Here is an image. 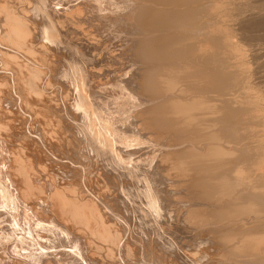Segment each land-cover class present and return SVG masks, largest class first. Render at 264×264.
I'll use <instances>...</instances> for the list:
<instances>
[{
    "label": "rangeland",
    "instance_id": "1",
    "mask_svg": "<svg viewBox=\"0 0 264 264\" xmlns=\"http://www.w3.org/2000/svg\"><path fill=\"white\" fill-rule=\"evenodd\" d=\"M65 1L69 2L70 0H56V1L55 0H20V1L0 0V37H1L0 39V43H1L0 44V86H1L0 87L1 90L0 91V99H1L0 100V139H1L0 140V174L3 173L2 175H0V264H46V263L47 264H59V263L60 264H84V263L85 264H119V263L120 264H124V263L125 264H235L236 263L237 264V260L233 257V254H235V256H237L238 258L245 257L246 254L244 253V255L243 254L238 255L237 253H233V249L235 247L238 248L237 246L242 245V243H240L242 241L240 240L241 239L240 237H242L243 235L245 234L247 235L254 231L256 232V234L257 233L260 234V231L263 233L264 224H261V221L264 219V214H263L264 210H262L260 214L259 212H256L253 214H243L239 216L232 215L233 217L229 215L231 217L228 216L229 218L227 217L225 219L226 222L231 226V229H229L228 234L226 233L224 234V238L227 239L229 242L226 244L219 241L216 242L217 240L216 234H214L213 231H215V229L217 228H220V225L216 224V222L218 223V221L215 222L213 220V222L210 221L209 223H203L202 221L199 222L200 218L196 217V215L192 214L190 211L191 209L196 208L197 206L200 207L199 205L200 202H198V200H195L193 198L194 196L193 192L195 188L190 186L189 179L191 178L192 175H194V172H191L192 171L191 168L188 167L189 169H187V167H185L188 166L185 163L187 162V159L186 161L182 159H184L183 157H187V156H181L182 157L181 159L176 157V154L185 147L192 149L195 148L194 151L196 152V155L199 156L200 154L199 157L204 158L207 155L208 151L212 149L213 147L212 144L215 145L217 143L219 144V145L217 144L218 146H223V148L225 147L224 148L225 150L233 149L234 146H239L246 148V150L249 151L251 150L253 153H256L254 152L255 150L259 153L261 152L264 153V121H263L264 119V104H263L264 103V13L254 12L250 14V12L248 11L250 10L253 4L254 5L257 4V6H259L260 9L261 6H263L262 8L264 10V0H260V1L259 0H221V1L215 0V2L213 0H195V1L189 0L190 4L189 2H187L188 7H186L187 6L186 3L183 4L182 1L178 2L174 0H170L163 3L164 6L163 4H155L157 9H161L163 7H165L164 9H172V8L175 9V7L176 9L180 8L179 11H181L182 9L181 11L182 15H188L189 12L191 13L198 10L199 11L203 10V11H201V13H198V16L200 18L198 17L199 19L197 18V20L195 21L196 25H193L195 24V22L192 24V26L187 25L189 30L185 28L186 26L183 27L182 29L180 27H176L178 28L176 29L175 26H170V25H167L168 29L165 30L167 27L163 25L165 29L162 28L163 26H160L162 29L159 30V28H157L158 30L156 29L154 31V34H161V33L164 34L167 33V31L170 32V31L178 30L180 32H184L183 35H185L187 31H195L194 33L198 34L196 35L197 38L198 37H199L198 39L201 38L200 42L202 41L205 42L206 40H208L207 37H209L210 35V33L207 35V33L209 32L207 28L209 26L212 27V25H214L213 27H218V25L219 26L222 25L224 26L225 29L227 27L228 30L231 28L229 32L231 33L232 41H236V44H238L239 49L241 51L238 53L234 52L231 55H229L228 58L230 57L232 58V60L229 58L230 60L223 62V64H221L222 61L221 62L216 61L215 63V68L219 66L220 67L224 66L226 67V69L231 68L230 71L232 72V69L234 67L235 68V70H233L234 72L239 71L237 82H235L233 85H226V86L223 83H220V85L217 84L218 85L217 87L216 85H213L211 86L212 89L210 88V91H206V93H208L209 97L211 98L209 99V101L210 104L213 105V107L221 105L222 104L221 100H224L223 102L228 101L229 103H233L237 106L244 107L246 109V113L244 114L245 116H239L237 118L228 117L229 119L227 118L228 120L227 124L221 126L220 123H218V121L216 122V120L214 119L211 120L213 115L211 114L212 113L211 111L212 109H210L212 108L210 107L211 105L209 106V108H207L208 112L209 110L211 112H209L208 114L206 113V115L204 111L206 112L207 109H205L206 107L203 108L204 106L201 107L202 109H205L203 111L202 109H199L198 112L197 111L198 109L195 108L196 111L193 109L195 113L193 112V110L192 111L190 110L191 112H188V114L187 112H183L185 116L182 112H180L179 114L177 112L176 114L179 117L176 115L175 118L178 119L179 122L177 123L178 126L179 125L181 126V124H183L182 125L183 128H186L187 126L188 127L195 126L196 128H198L199 125L198 128L199 133L193 134L191 135V137L184 138L185 140L177 139L175 137L174 129L171 130L163 129L160 131L156 130L157 133L155 130L147 129L144 127L145 122L139 119L142 116H144V115H141V117L138 116L139 113L142 112L144 109H146L147 104H150L152 100L149 101L145 99L146 101L145 102L144 99L141 98L143 97L142 96L143 93H142V89L139 88V80L141 79L143 73L141 70L142 64L136 63L135 57L133 55L134 49L137 48L135 41L138 38L144 37V35L145 37H147L148 35L147 32L145 33L139 32L138 27L135 24L131 23L130 19L128 20V16H129L128 14H130L128 13V10L131 11V9L135 7V4L133 3L125 4L123 0H117V1L97 0V2L96 0L92 2L91 0L89 1L83 0L84 3H82L83 1L80 2V0L79 1L75 0L76 2L73 1L74 4L72 3V1L69 2V5L73 4L70 7ZM85 2L86 4L87 3L90 4L89 2H91V4L94 7L95 4H97L96 7H99L97 8L98 13H100L99 15H102L104 18L103 19L102 18L99 19L98 17L89 18V16L92 15L93 10L87 8L85 6L86 5ZM134 2L136 3V0H134ZM138 2H140V0ZM168 2L169 3L171 2L173 6L171 5V3L169 4ZM191 2L193 3L196 2V3L191 4ZM220 3H222L221 4L222 6L220 5L219 8L218 6H216L215 7L216 9H214L215 11L213 10L211 14H209L210 12L208 13L207 11L205 13L204 8L207 6L206 4L208 5L210 4L209 6L211 7L212 6L211 4L219 5ZM80 5H81V9H80ZM201 5L202 6L205 5V6L200 7ZM223 5L226 6H224V8L222 9ZM167 6H171L172 8L170 7L167 8ZM54 7L56 11L57 10L59 11V14L55 12ZM73 7L75 9L78 8V10L77 9L76 11L75 9L73 10ZM116 7L119 10L117 9L115 10L114 8ZM197 7L198 9H196ZM194 8L196 10L191 11V9ZM21 9L23 12L21 11ZM66 9H69L67 10L68 12L64 11ZM79 9L82 11L85 9V11L83 12L81 11L82 12L81 13ZM86 10H88L87 11L88 13L86 12ZM243 10L245 11V14L239 16L238 13ZM13 11L15 12L16 15L18 14L17 16H19V18L21 16V18L18 19L17 21L23 22L25 24L27 23L28 24V25L26 24L27 27H25L23 23L21 27L19 25L20 23L17 26H12V27L10 26V25H14L12 24L13 19L11 20V18H6V16L7 14H11V12L14 13ZM69 11L75 12V14L76 13L82 14L81 16L84 17L81 18L80 15L78 17V15L77 14L75 15L74 13H73L74 14L73 17L72 12L70 13ZM77 11L80 13H78ZM126 11H127V15L126 13H124ZM222 11L225 12L223 13ZM184 12H186V14ZM202 12H204V14H202ZM67 13L69 14V16L70 14H72L71 19L69 18ZM86 13L91 15L85 16ZM117 14H119L120 16ZM201 14L204 17H201L202 16ZM108 16L115 17V22L112 21L111 19L109 20ZM121 16L127 19L125 20L124 18H122V20H119ZM75 18L77 21L75 20ZM204 18L205 20H203ZM72 19H74V21ZM67 21L68 23L65 24V22ZM82 22H84L85 27L82 25L84 27L83 28L81 25H79L80 26L79 28L78 23L83 24ZM88 23L90 26L88 25ZM43 26L45 28H43ZM72 26H74V28ZM205 26L207 27L205 28ZM222 26L221 28H223ZM13 27H16L17 32L13 30ZM9 28L10 30L8 31ZM22 28L24 29L25 32L23 30H20ZM18 29L20 31V36L18 34L19 33ZM85 29L87 30V32L85 31ZM21 31L24 33H22ZM12 33L14 34V36H12L13 35ZM205 33L207 36L205 35ZM149 34L152 35L153 33L152 34L149 33ZM21 35L24 36L25 38L22 37ZM18 36L19 39H21L20 40L21 43L25 41V43H22L23 46L18 45L20 44L19 42H17L16 39L18 38ZM11 37L12 39H10ZM26 37H29L27 38L28 40L26 39ZM13 38L15 39L14 41H16L14 42L15 44L12 41ZM202 39H205V41ZM212 39L213 37L211 38V40ZM26 43L28 44L26 45ZM10 44L13 49H11ZM6 53L8 54V56ZM239 53L242 55H240ZM34 54L36 55V57ZM9 55L12 57H10ZM28 55H30V58ZM209 56H206V58L204 59L209 60L211 58L212 59L215 58L213 55L211 57ZM238 56L240 58H238ZM32 57L34 58V60ZM4 59L6 61L3 62ZM239 61H241V63L242 62L244 63L241 64ZM17 62L19 63L18 65ZM39 62L41 65L39 64ZM3 63L5 64L3 65ZM243 65L245 69L248 68L247 69L248 71L246 70L248 73L245 71V69H243L244 68L242 67ZM15 66H18L19 68L18 67L17 68L21 70L18 71V69ZM23 66L26 69L23 68ZM236 67H240L238 68L239 70L236 69ZM243 71L246 72L245 76L243 74L244 73ZM31 72H32L31 75L32 77H29L28 75L31 74ZM70 77L72 80L70 79ZM33 79L37 81H33ZM130 79L132 80V82L129 81ZM169 82H171V86L168 85ZM178 82L179 81H177V85H179L180 87L176 86V82L172 83V81H168L167 87H169L170 90H168L167 94H172L171 91H175L176 89L177 91H180L182 89L181 85L182 87H184L185 84H187L185 87H188V83H186L185 81L182 82L180 80V82L179 83ZM31 83H33L34 85L32 84L33 86H31ZM94 83H96L97 85ZM35 85H38V87ZM129 85L131 86L133 85V86L131 87ZM214 87L215 90H213ZM178 88L181 89L179 90ZM28 93L32 97L31 99ZM202 93L203 92H199L198 94L202 95ZM65 94L66 95L69 94V95H67L66 97ZM203 94H205V92ZM139 95H141V97ZM211 96L214 98V100ZM217 101L220 102L221 104L219 103L218 105H216ZM28 104H30V107L31 105H33L32 108L34 110L32 108L28 109L29 107ZM25 105L27 108L25 107ZM251 105L252 106L254 105L255 107L254 106L253 107L255 109H257L258 107V110H255L254 108H253L254 110H252L251 109L252 107L250 108ZM248 106L249 108H247ZM259 106H260V110H259ZM30 110H33L32 112L34 113H32ZM200 110L202 111V114L200 113ZM251 110L252 112L254 111L257 114L254 113L252 114ZM248 111L249 113H247ZM256 111H259L260 113ZM192 112L194 114H192ZM189 114L194 115L195 117L190 116ZM215 114H218V112L217 111L216 113L214 112V115ZM203 115L206 117H203ZM208 115H210L211 117ZM131 119L132 121H129ZM60 120L61 123H59ZM87 121L88 123L86 124ZM183 122L184 123L188 122L189 125H186L185 127V124ZM135 123L136 125L132 126V124ZM139 123H141V126ZM230 125L232 127H230ZM82 126L85 127L83 128ZM255 126L258 127V130H256L257 128L254 129ZM86 127H89L87 130L88 132H91L92 130L96 129V131H92V132L93 133L97 132L98 134L94 133L95 134L94 135L92 132L91 134L93 135H90L89 133L86 134L85 132L87 129ZM131 127L134 129H132ZM200 127H202V129ZM219 127L221 129L227 128V130H231V128L233 129V127L234 128L239 127L240 130L239 132L243 136L241 137V134H239L240 136L237 138V134H236L235 138L237 139H235V141L233 142H229L227 139L229 140H234V139H232L228 134H226L227 138L224 136L222 139L221 137L223 135L220 134L221 131L219 130L220 129ZM250 129L252 131H250ZM51 131L53 132L51 133ZM41 133L42 134L44 133L45 135L44 134L42 135ZM208 133L210 134L212 133L211 134L212 139L210 141L212 143L208 141L209 140L208 137L210 135ZM214 134L221 136H219L220 137L219 138ZM194 135L195 136L197 135L196 136L198 137L197 140L190 139V138H196ZM204 135L206 137L203 140ZM88 136L89 139L94 138L96 140L92 141L90 139L89 141ZM201 137L202 140L200 139ZM175 138H176V142L174 140ZM99 139H101L100 142ZM177 142L179 145L181 144L183 146L180 145L179 147V145L176 144ZM96 143L97 144L100 143V146L99 145L97 146ZM193 144L194 147H192ZM200 147H204L205 148L204 150H207L206 153L204 150H202V148L200 149ZM220 150L223 151L222 148ZM15 151L19 153V155ZM13 153L14 155H12ZM17 155L20 156L21 158L20 157L18 158ZM12 159L14 161L13 165H12ZM15 159H22L23 161L22 160H18V161L25 162L26 164L25 163L20 164L21 162L17 163L18 162L17 160H16L17 162L15 163ZM210 160H213V158L207 159V161ZM31 161L32 163H30ZM180 162L181 163L183 162V165ZM27 163L28 165L32 164L35 170H33V168L30 166L28 167ZM20 165H23V167H21ZM181 165L184 167H182ZM223 165L227 166V163ZM223 165L220 164V166ZM42 166H43V170L40 169ZM10 167L12 168V171H9ZM259 167H260L259 170L262 171V174H264V162ZM23 168L25 170L26 169L28 170L29 174L28 173L27 174L31 178V185H29L30 183L27 182L25 186V180L28 181L29 178L27 179L26 171H25L26 175L23 173L24 171ZM217 168H219V166ZM21 169H23V171ZM7 170L9 171V173ZM30 170H33V172ZM259 170L257 169L258 172ZM29 171L32 174L36 171L37 172L36 175L34 174V177H32L33 175ZM22 173L25 175L24 177H26V179L23 177ZM263 177L264 176H262V178ZM55 180L56 183L54 182ZM32 183H34V185ZM28 185L29 187L36 188V189H32V188L29 189L31 191L30 195H29L30 191L27 190ZM39 187L41 188L40 190L43 191L42 192L40 191V193L37 194L35 190L39 189ZM56 187H58L56 191H58V189L61 190L58 191L59 193L60 192L62 193V191L64 193V191H66L67 189L69 188L71 189V191H69L70 190L69 189L67 190L68 192H65L64 194L62 193L63 198L68 196L70 199L68 200L67 197V199L65 198V200L69 202L70 201L73 202V203L66 202L65 205H62L63 208L65 206V209H63V211H62V207H59L60 204L59 206L56 207L53 206L55 204L60 203L58 200H56L58 195L56 196L55 194H53L54 192H56L54 191ZM63 188H65V190H62ZM24 189L25 191L27 190V193L24 191ZM31 189L34 191L32 192ZM21 191L24 192L25 195H28L26 198L24 197V199L26 200L20 199L22 196ZM149 192L152 193V196H150ZM69 193L71 194L69 195ZM13 194L15 195L17 194L18 198ZM51 194H53L52 197H50ZM54 196L56 198H54ZM14 198H16V200L19 199L18 201L19 204H21V202L23 201H27L25 202L26 204L24 202L21 204V206L23 204L26 205L23 206L25 210L23 209V207L19 206V204ZM27 198L29 200H27ZM52 198L53 200L54 199L55 200L52 201ZM73 198L77 200L74 201L72 200ZM46 201L48 202L46 203ZM53 202L56 203L54 204ZM74 202L76 203L77 206L76 205L74 206L72 205L73 207L70 206V204H75ZM80 202H82V204H84L85 207L81 205ZM93 202L95 203V205ZM185 202L187 203L188 206L186 205ZM66 204H68L71 208H69V206H67ZM182 205L186 207H183ZM79 206H81V208H79ZM92 206L93 207L96 206L97 208L96 207L93 208ZM55 208L57 209L55 210ZM60 208H61V212H63L62 215H60L62 218L59 217V213L61 214L59 210ZM71 209H74L76 211V214L74 210L71 211ZM77 210L79 211V213L82 214V216H80L81 214L77 213L78 212ZM88 211L90 213H88ZM179 212L181 213L180 216H179ZM76 215L80 216L81 218L83 217L82 219L83 220L85 219L86 221L84 220V222H79L81 218L75 217ZM186 215L187 217H185ZM101 216L104 217H102L101 219ZM77 218L78 219L80 218L78 222L80 224L83 223L81 224L83 226L79 225L78 222L76 223ZM193 218L197 219L195 220V223ZM82 219L81 221H83ZM72 220L74 223L72 222ZM91 222L92 224H90ZM230 223H232L233 225ZM237 223L242 224L241 225L242 227L246 225L248 227L247 232L246 231L243 233L239 232L241 231V229H239L238 227L239 225ZM201 226L202 227L204 226V228H202ZM210 227L211 229H209ZM249 227L255 229L253 230ZM256 228L258 230L260 229V231L258 232ZM196 234H198V237ZM233 234L235 235V237L238 234L237 237L239 236L240 239L237 237L236 238L232 237L234 236ZM109 236H112L113 239H111L112 237ZM114 237L116 238V241ZM221 243L223 244L222 246H224L222 247V249H221ZM227 244H229V246ZM227 246L229 247V249ZM233 246L235 247L233 248ZM260 249H261V253H264L263 248L261 247Z\"/></svg>",
    "mask_w": 264,
    "mask_h": 264
},
{
    "label": "bare ground",
    "instance_id": "2",
    "mask_svg": "<svg viewBox=\"0 0 264 264\" xmlns=\"http://www.w3.org/2000/svg\"><path fill=\"white\" fill-rule=\"evenodd\" d=\"M11 1V0H10ZM20 1V0H19ZM56 1V0H55ZM72 1V3H73V1L74 2H76L75 0H70L69 2H71ZM79 1V0H78ZM81 1H83V0H80V2ZM89 1V0H88ZM92 1H95V0H91V2ZM117 1V0H116ZM124 2H125V4L126 3H128V4H135V7H133V9H131V11L130 10H128V13H130V14H128L129 16H128V20L130 19L131 21V23H133V24H135L137 27H138V31L139 32H147L148 33V35H147V37H145V35H144V33H143V35H144V37H142V38H138L136 41H135V44H136V46H137V48L136 49H134V51H133V55H134V57H135V61H136V63H140V64H142V76H141V79L139 80V88L140 89H142V93H143V97H141V95H139L142 99H144V101H145V99L146 100H152L151 101V103L150 104H147V108L146 109H144L142 112H140L139 113V115L138 116H140L141 117V115H144V116H142L141 118H139L141 121H143V122H145V124H144V127L145 128H147V129H151V130H158V131H160V130H163V129H168V130H171V129H174L175 130V137L177 138V139H179V140H185L184 138H187V137H191V135H193V134H196V133H199L198 131V128H199V125H198V128H196L195 126H187L186 127V125H189V123L187 124V123H184L185 124V127L186 128H183V124H181V126L179 125H177V123H179L178 122V119H176L175 118V116L177 115L176 113L178 112V114L180 113V112H187V114H188V112H191L193 109L196 111V109H198L197 111L199 112V109H202L201 107H203V108H205V109H207V108H209V106L211 105L210 104V101H209V99H211L210 97H209V95H208V93H206V91H210V88H211V86H213V85H216V87L218 86V85H220V83H223L225 86L226 85H233L235 82H237V79H238V76H239V71L238 72H234L233 70H235V68L233 67V69H232V72L230 71V69H226V67H224V66H219V67H216L215 68V63H216V61H222V63L221 64H223V62H225V61H229L230 59L232 60V58H228V56L229 55H231L232 53H234V52H241L240 51V49H239V46H238V44H236V41H232V38H231V33L229 32V30L231 29H225L224 28V26H222L221 24V26L223 27V28H221V26H219L218 25V27H213L214 25H212V27L211 26H209L208 28H207V30H209V32L207 33V35L210 33V35H209V37H207L208 38V40H206L205 41V39H202V40H204L205 42H200L201 40V38L200 39H198L197 38V36L196 35H198V34H195L194 32L195 31H187V33L185 34V35H183V33L184 32H180V31H178V30H176V31H167V33H161V34H154V31L157 29V28H159V30L160 29H162V28H164V26H166L167 27V25H170V26H175V28L176 27H180L181 29L183 28V27H185L187 30H189L188 29V27H187V25H191L192 26V24L197 20V18L199 17L198 16V13H201V11H203V10H198V11H195L196 9H198V7L195 9H191V11L192 10H194L195 12H189V14L188 15H182V13H181V11H182V9H181V11H179V9H176V7H175V9H173L171 6H167V8H172V9H164L165 7H163V8H161V9H157L156 8V6H155V4H163V3H165V2H167V1H170V0H140V2H138L137 0H136V3L134 2V0H123ZM122 1V2H123ZM174 1H178V2H181L182 1V3L184 4V3H186V5H187V2H189V0H174ZM193 1V0H192ZM195 1V0H194ZM214 2H215V0H213ZM219 1V0H218ZM221 1V0H220ZM260 1V0H259ZM259 1H257V2H259ZM6 2V1H5ZM22 2V1H21ZM51 2V1H50ZM50 2H49V4H50ZM60 2V1H59ZM65 2H67V1H65ZM69 2H67V4L69 5ZM80 2H78V3H80ZM91 2H89L90 4H86V2H85V6L87 7V8H90V10H93L92 11V15L91 14H87L88 12V10H86V15L85 16H87V15H91V16H89V18H104L102 15H99L100 13H98V11H97V8H99V7H96V5L97 4H95V7L91 4ZM96 2H97V0H96ZM123 2V3H124ZM138 2V3H137ZM256 2V3H257ZM4 3V2H3ZM23 3V2H22ZM82 3H84V1L82 2ZM116 3V2H115ZM121 3V2H120ZM169 3V2H168ZM171 3V2H170ZM169 3V4H170ZM193 2H191V4H192ZM196 3V2H195ZM195 3H193V4H195ZM204 3V2H203ZM207 3V2H206ZM209 3V2H208ZM217 3V2H216ZM6 4V3H5ZM4 4V5H5ZM25 4V3H24ZM39 4V3H38ZM53 4V3H52ZM74 4V3H73ZM72 4V5H73ZM75 4H77V3H75ZM104 4V3H103ZM117 4V3H116ZM119 4V3H118ZM167 4V3H166ZM189 4H190V2H189ZM222 3H220L219 5L217 4V5H213V4H211L212 6L210 7L208 4H206L207 6V8L205 7L204 8V11H205V13H206V11L209 13V14H211L212 12H213V10L214 9H216L215 7L216 6H218V8H219V6L221 5ZM224 4H226V3H224ZM240 4V3H239ZM262 4V3H261ZM7 5V4H6ZM29 5V4H28ZM59 5H60V3H59ZM72 5H69L70 7L72 6ZM124 5V4H123ZM171 5H172V3H171ZM198 5V4H197ZM203 5V4H202ZM200 6V7H204V6ZM252 5V4H251ZM39 6V5H38ZM37 6V7H38ZM50 6V5H49ZM54 6V5H53ZM163 6H164V4H163ZM173 6V5H172ZM177 6V5H176ZM181 6V5H180ZM199 6V5H198ZM222 6V5H221ZM224 6H226V5H223V7H222V9L224 8ZM9 7V6H8ZM57 7H59V6H57ZM64 7V6H63ZM63 7H62V9H63ZM77 7H79V6H77ZM101 7V6H100ZM105 7V6H104ZM108 7H110V6H108ZM114 7V6H113ZM122 7V6H121ZM124 7H126V6H124ZM128 7V6H127ZM159 7H162V6H159ZM186 7H188V5L186 6ZM210 7V8H209ZM238 7V6H237ZM263 6H261V9H260V7L259 6H257V4L256 5H252L251 6V8H250V10H248L249 12H250V14H252V13H260V12H263L264 13V10H263V8H262ZM2 8H4V7H2ZM10 8V7H9ZM84 8V7H83ZM86 8V9H87ZM106 8V7H105ZM104 8V9H105ZM185 8V7H184ZM221 8V7H220ZM16 9V8H15ZM15 9H13V10H15ZM19 9V8H18ZM40 9V8H39ZM50 9H51V7H50ZM54 9H55V7H54ZM53 9V10H54ZM60 9V8H59ZM61 9V10H62ZM75 8L73 7V10H74ZM77 10H78V8H76ZM76 9H75V11H76ZM80 9H81V5H80ZM79 9V10H80ZM115 10L117 9V7L116 8H114ZM126 9V8H125ZM187 9V8H186ZM199 9H202V8H199ZM241 9H242V7H241ZM244 9V8H243ZM11 10H12V8H11ZM48 10V9H47ZM67 10H69V9H66V10H64V11H67ZM109 10V9H108ZM113 10V9H112ZM114 10V11H115ZM117 10H119V9H117ZM122 10V9H121ZM120 10V11H121ZM188 10V9H187ZM238 10V9H237ZM247 10V9H246ZM2 11V10H1ZM21 11H22V9H21ZM82 10H80V12H81ZM83 11H85V9L83 10ZM82 11V12H83ZM104 11V10H103ZM111 11V10H110ZM215 11V10H214ZM14 12V11H13ZM23 12V11H22ZM55 12H57L58 14H59V11L57 10L56 11V9H55ZM68 12V11H67ZM70 13L72 12V11H69ZM78 12V11H77ZM80 12H78V13H80ZM81 12V13H82ZM97 12V13H96ZM223 12V11H222ZM225 12V11H224ZM223 12V13H224ZM247 12V11H246ZM5 13V12H4ZM63 13V12H62ZM75 14V12H72V14ZM108 13V12H107ZM110 13V12H109ZM113 13V12H112ZM116 13H117V11H116ZM124 13H126V15H127V11L126 12H124ZM185 14H186V12H184ZM222 13V14H223ZM238 13V12H237ZM22 14V13H21ZM25 14H28V13H25ZM55 14V13H54ZM53 14V15H54ZM65 14H66V12H65ZM64 14V15H65ZM68 14V13H67ZM72 14H70V16H69V14H68V16H69V18L71 19V15ZM74 14L72 15L73 17H74ZM77 14V13H76ZM75 14V15H76ZM102 14V13H101ZM202 14H204V12H202ZM201 14V15H202ZM209 14H208V16H209ZM221 14V13H220ZM226 14V13H225ZM231 14V13H230ZM239 16L240 15H244L245 14V11L243 10V11H240L239 13ZM18 15V14H17ZM16 14H15V12L14 13H12L11 12V14H7V16H6V18H11V20H12V24H14V25H10L11 27L12 26H17L19 23V25H20V27L22 26V23L23 22H18L17 20L18 19H20L21 18V16H20V18H19V16H17ZM50 15V14H49ZM78 15V17H79V15L81 16L82 14H77ZM83 15H84V13H83ZM103 15H104V13H103ZM117 15H119V14H117ZM122 15V14H121ZM124 15V14H123ZM48 16V15H47ZM52 16V15H51ZM67 16V15H66ZM65 16V17H66ZM106 16V15H105ZM120 16V15H119ZM125 16V15H124ZM213 16V15H212ZM219 16H221V15H219ZM224 16V15H223ZM222 16V17H223ZM229 16V15H228ZM37 17V16H36ZM50 17V16H49ZM58 17H59V15H58ZM61 17H62V15H61ZM82 17H84V16H81V18ZM126 17V16H125ZM201 17H204L203 15L201 16ZM206 17V16H205ZM211 17V16H210ZM236 17V16H235ZM48 18V17H47ZM68 18V19H69ZM86 18V17H85ZM88 18V17H87ZM107 18V17H106ZM122 18H124L123 16H121L120 17V19L119 20H122ZM200 18V17H199ZM198 18V19H199ZM240 18V17H239ZM242 18V17H241ZM256 18H258V17H256ZM23 19V18H22ZM59 19V18H58ZM57 19V20H58ZM68 19H66V20H68ZM78 19V18H77ZM108 19L110 20H112V21H114L115 22V17H109L108 16ZM107 19V20H108ZM125 19V18H124ZM127 19V18H126ZM125 19V20H126ZM207 19V18H206ZM52 20V19H51ZM60 20V19H59ZM73 21H74V19H72ZM71 20V21H72ZM75 20H76V18H75ZM82 20V19H81ZM202 20V19H201ZM203 20H205V18L203 19ZM237 20V19H236ZM10 21V20H9ZM20 21V20H19ZM55 21V20H54ZM53 21V22H54ZM61 21H62V19H61ZM77 21V20H76ZM234 21V20H233ZM240 21V20H239ZM242 21V20H241ZM6 22V21H5ZM52 22V23H53ZM60 22V21H59ZM79 22V21H78ZM110 22V21H109ZM128 22V21H127ZM198 22V21H197ZM202 22H205V21H202ZM210 22V21H209ZM30 23V22H29ZM63 23V22H62ZM66 23H68V21L67 22H65V24ZM80 23H81V21H80ZM83 24H79L78 23V26L79 25H83L84 26V22H82ZM94 23V22H93ZM98 23V22H97ZM211 23H213V22H211ZM259 23V22H258ZM24 24V26L25 27H27L26 26V24L25 23H23ZM59 24H61V23H59ZM64 24V23H63ZM63 24H61V25H63ZM71 24H72V22H71ZM209 24V23H208ZM208 24H206V25H208ZM215 24V23H214ZM219 24V23H218ZM239 24H240V22H239ZM4 25V24H3ZM28 25V24H27ZM75 25H77V24H75ZM74 25V26H75ZM88 25H89V23H88ZM91 25H94V24H91ZM134 25V26H135ZM164 25V26H163ZM193 25H196V22H195V24H193ZM56 26V25H55ZM54 26V27H55ZM68 26H69V24H68ZM74 26H72L73 28H74ZM82 26V27H83ZM90 26V25H89ZM160 26H163L162 28L160 27ZM200 26V25H199ZM217 26V25H216ZM227 26V25H226ZM57 27V26H56ZM85 27V26H84ZM83 27V28H84ZM92 27V26H91ZM115 27V26H114ZM190 27V26H189ZM194 27V26H193ZM202 27V26H201ZM201 27H200V29H201ZM204 27V26H203ZM207 26H205V28H206ZM7 28V27H6ZM33 28V27H32ZM43 28H45L44 26H43ZM67 28V27H66ZM79 28H80V26H79ZM86 28H87V26H86ZM90 28V27H89ZM94 28V27H93ZM111 28V27H110ZM171 28V27H170ZM179 28V29H180ZM12 29V28H11ZM36 29V28H35ZM63 29V28H62ZM91 29V28H90ZM89 29V30H90ZM95 29V28H94ZM97 29V28H96ZM107 29V28H106ZM165 29V28H164ZM168 29V27L165 29V30H167ZM174 29V28H173ZM176 29H178V28H176ZM196 29V28H195ZM6 30V29H5ZM10 30V28L8 29V31ZM13 30H15V32H17L16 30V27H13ZM12 30V31H13ZM20 30H23L24 31V29L22 28V29H20ZM78 30V29H77ZM81 30V29H80ZM79 30V31H80ZM83 30V29H82ZM99 30V29H98ZM117 30V29H116ZM158 30V29H157ZM193 30V29H192ZM198 30H199V28H198ZM228 30V31H227ZM12 31H10V32H12ZM18 31H19V29H18ZM28 31V30H27ZM85 31L87 32V30L85 29ZM115 31V30H114ZM118 31V30H117ZM181 31H183V30H181ZM185 31V30H184ZM6 32V31H5ZM14 32V33H15ZM22 32V31H21ZM25 32V31H24ZM24 32H22V33H24ZM76 32V31H75ZM84 32V31H83ZM82 32V33H83ZM86 32H85V34H86ZM157 32H159V31H157ZM161 32V31H160ZM166 32V31H165ZM205 32V31H204ZM21 33V34H22ZM52 33V32H51ZM149 33H153L152 35H150ZM201 33H202V31H201ZM11 34V33H10ZM13 34V33H12ZM17 34V33H16ZM19 36H20V31H19ZM17 34V35H18ZM84 34V33H83ZM88 34H89V32H88ZM87 34V35H88ZM128 34H130V33H128ZM131 34H132V32H131ZM204 34V33H203ZM8 35V34H7ZM24 35V34H23ZM122 35V34H121ZM199 35H200V33H199ZM205 35H206V33H205ZM206 35V36H207ZM12 36H14V34L12 35ZM19 36H18V38H16L17 39V42H19L20 44H18L19 46H23L22 45V43H25V41H23L22 43H21V39H19ZM22 36V35H21ZM82 36V35H81ZM92 36V35H91ZM136 36V35H135ZM138 36H140V35H138ZM10 37V36H9ZM22 37H24V36H22ZM76 37V36H75ZM77 37H79V36H77ZM88 37V36H87ZM200 37H201V35H200ZM213 37V39L211 40V38ZM2 38H3V36H2ZM21 38V37H20ZM25 38V37H24ZM27 38H29V37H26V39ZM84 38H85V36H84ZM99 38V37H98ZM121 38V37H120ZM203 38V37H202ZM236 38V37H235ZM0 39H1V37H0ZM10 39H12V37L10 38ZM25 39V40H26ZM88 39V38H87ZM96 39V38H95ZM133 39V38H132ZM4 40V39H3ZM15 39L13 38V43L14 42H16V41H14ZM24 40V39H23ZM28 40V39H27ZM32 40V39H31ZM30 40V41H31ZM86 40V39H85ZM128 40V39H127ZM262 40V39H261ZM27 42V41H26ZM46 42V41H45ZM259 42V41H258ZM1 44V43H0ZM15 44V43H14ZM28 43H26V45H27ZM25 45V46H26ZM97 45V44H96ZM14 46H16V45H14ZM39 46V45H38ZM241 46V45H240ZM10 47H11V49H13L12 48V46H11V44H10ZM45 47V46H44ZM108 47V46H107ZM9 48V47H8ZM20 48H22V47H20ZM40 48V47H39ZM135 48V47H134ZM114 49V48H113ZM20 50V49H19ZM47 50V49H46ZM109 50V49H108ZM9 51V50H8ZM15 51V50H14ZM44 51H45V49H44ZM103 51V50H102ZM110 51H112V50H110ZM118 51V50H117ZM255 51V50H254ZM262 51V50H261ZM26 52V51H25ZM94 52V51H93ZM126 52V51H125ZM33 53V52H32ZM118 53V52H117ZM236 53V54H237ZM7 54V53H6ZM12 54H14V53H12ZM25 54V53H24ZM99 54V53H98ZM235 54V55H236ZM240 54V53H239ZM5 55V54H4ZM11 55V54H10ZM9 55V56H10ZM35 55V54H34ZM100 55V54H99ZM127 55V54H126ZM209 55H213L215 58H211V59H204V58H206V56H209ZM240 55H242V54H240ZM7 56H8V54H7ZM17 56V55H16ZM23 56H25V55H23ZM29 56V58H30V55H28ZM27 56V57H28ZM31 56H32V54H31ZM211 56H209V57H211ZM237 56V55H236ZM10 57H12V56H10ZM9 57V58H10ZM35 57H36V55H35ZM40 57V56H39ZM107 57V56H106ZM231 57H233V56H231ZM235 57V56H234ZM256 57H257V55H256ZM5 58V57H4ZM33 58V57H32ZM42 58V57H41ZM110 58V57H109ZM112 58V57H111ZM228 58V59H227ZM237 58V57H236ZM238 58H240L239 56H238ZM261 58V57H260ZM7 59H8V57H7ZM133 59V58H132ZM255 59V58H254ZM13 60V59H12ZM27 60V59H26ZM32 60V59H31ZM33 60H34V58H33ZM36 60V59H35ZM79 60V59H78ZM123 60V59H122ZM242 60V59H241ZM252 60V59H251ZM258 60V59H257ZM4 61H6L5 59L3 60V62ZM8 61V60H7ZM11 61V60H10ZM15 62V61H14ZM33 62V61H32ZM36 62V61H35ZM41 62V61H40ZM40 62H39V64H40ZM47 62V61H46ZM98 62V61H97ZM121 62V61H120ZM240 63H241V61H239ZM11 63V62H10ZM21 63V62H20ZM133 63V62H132ZM239 63V64H240ZM244 62H242L241 64H243ZM247 63V62H246ZM251 63V62H250ZM254 63V62H253ZM261 63V62H260ZM5 63H3V65H4ZM19 63L17 62V65H18ZM22 64V63H21ZM24 64H25V62H24ZM49 64H50V62H49ZM127 64V63H126ZM218 64V63H217ZM226 64V63H225ZM224 64V65H225ZM228 64V63H227ZM257 64V63H256ZM10 65V64H9ZM13 65V64H12ZM15 65H16V63H15ZM41 65V64H40ZM102 65V64H101ZM124 65V64H123ZM134 65V64H133ZM137 65V64H136ZM231 65V64H230ZM22 66V65H21ZM25 66V65H24ZM23 66V68H25ZM135 66V65H134ZM133 66V67H134ZM232 66V65H231ZM231 66H229V67H231ZM236 66V65H235ZM16 68L18 67V66H15ZM29 67V66H28ZM103 67V66H102ZM101 67V68H102ZM109 67V66H108ZM242 67H244V65L242 66ZM241 67V68H242ZM246 67H247V65H246ZM258 67V66H257ZM3 68V67H2ZM1 68V69H2ZM7 68V67H6ZM12 68H14V67H12ZM19 68V67H18ZM17 68V69H18ZM30 68V67H29ZM34 68V67H33ZM113 68V67H112ZM238 68H240V67H236V69H238ZM4 69V68H3ZM8 69V68H7ZM26 69V68H25ZM40 69V68H39ZM139 69V68H138ZM243 69H245V67L243 68ZM248 68H246L245 69V71L247 70ZM11 70H14V69H11ZM16 70V69H15ZM21 70V69H20ZM19 69H18V71H20ZM32 70V69H31ZM33 70H35V69H33ZM70 70V69H69ZM91 70V69H90ZM227 70H229V71H227ZM239 70V69H238ZM263 70V69H262ZM25 71V70H24ZM40 71V70H39ZM49 71V70H48ZM243 71L244 73V76H245V73L248 71ZM27 72H28V70H27ZM33 72H36V71H33ZM37 72H38V70H37ZM46 72V71H45ZM136 72V71H135ZM11 73V72H10ZM13 73V72H12ZM20 73H23V72H20ZM139 73V72H138ZM248 73V72H247ZM28 74V73H27ZM34 74V73H33ZM37 74V73H36ZM44 74V73H43ZM71 74V73H70ZM129 74V73H128ZM3 75V74H2ZM17 75V74H16ZM21 75V74H20ZM20 75H18V76H20ZM32 75V72H31V74H29L28 76L29 77H32L31 76ZM38 75H40V74H38ZM67 75V74H66ZM118 75H120V74H118ZM17 76V77H18ZM37 76V75H36ZM124 76V75H123ZM249 76V75H248ZM29 77H28V79H29ZM34 77V76H33ZM38 77V76H37ZM41 77V76H40ZM251 77V76H250ZM21 78V77H20ZM39 78V77H38ZM99 78V77H98ZM241 78H242V75H241ZM36 79V78H35ZM49 79V78H48ZM70 79H71V77H70ZM8 80V79H7ZM22 80V79H21ZM31 80V79H30ZM29 80V81H30ZM39 80V79H38ZM72 80V79H71ZM71 80H68V81H71ZM137 80V79H136ZM180 80L183 82V81H185L186 83H188V87H185L187 84H185V86L184 87H182V85H181V90L180 91H177V89L175 90V91H171L172 92V94H167V92H168V90H170L169 89V87H167V84H168V81H172V83H174V82H176V86L177 87H180L179 85H177V81H179L180 82ZM6 81V80H5ZM13 81V80H12ZM20 81V80H19ZM23 81V80H22ZM33 81H37V80H34L33 79ZM41 81V80H40ZM66 81V80H65ZM130 82H132V80L130 79L129 80ZM263 81V80H262ZM14 82V81H13ZM21 82V81H20ZM27 82V81H26ZM32 82V81H31ZM43 82V81H42ZM128 82V81H127ZM129 82V83H130ZM178 82V83H179ZM181 82V83H182ZM18 83V82H17ZM34 83V82H33ZM33 83H31V86H33L34 84ZM69 83V82H68ZM81 83V82H80ZM4 84V83H3ZM30 84V83H29ZM33 84V85H32ZM46 84V83H45ZM49 84V83H48ZM52 84V83H51ZM94 84H96V83H94ZM128 84V83H127ZM218 84V85H217ZM259 84V83H258ZM262 84V83H261ZM9 85V84H8ZM22 85V84H21ZM24 85V84H23ZM79 85V84H78ZM91 85V84H90ZM97 85V84H96ZM95 85V86H96ZM134 85V84H133ZM132 85V86H133ZM136 85V84H135ZM168 85H170L171 86V82H169V84ZM2 86H4V85H2ZM26 86V85H25ZM35 86H37L38 87V85H35ZM53 86V85H52ZM129 86H131V85H129ZM131 86V87H132ZM138 86V85H137ZM175 86V87H176ZM1 87V86H0ZM27 87V86H26ZM29 87V86H28ZM36 87V88H37ZM56 87V86H55ZM176 87V88H177ZM4 88V87H3ZM6 88V87H5ZM13 88V87H12ZM31 88V87H30ZM34 88V87H33ZM32 88V89H33ZM247 88V87H246ZM2 89V88H1ZM17 89V88H16ZM26 89V88H25ZM39 89V88H38ZM57 89V88H56ZM174 89V88H173ZM212 89V88H211ZM235 89V88H234ZM249 89V88H248ZM14 90V89H13ZM35 90V89H34ZM40 90V89H39ZM205 90V91H204ZM213 90H215V87H214V89ZM1 91V90H0ZM18 91V90H17ZM32 91V90H31ZM45 91V90H44ZM27 92V91H26ZM29 92V91H28ZM36 92V91H35ZM42 92V91H41ZM67 92V91H66ZM139 92V91H138ZM137 92V93H138ZM199 92H205V94H203L202 93V95H200V94H198ZM246 92V91H245ZM254 92V91H253ZM31 93V92H30ZM34 93V92H33ZM37 93V92H36ZM49 93V92H48ZM90 93V92H89ZM134 93H135V91H134ZM170 93V92H169ZM1 94H2V92H1ZM17 94V93H16ZM18 94H19V92H18ZM17 94V95H18ZM27 94V93H26ZM29 94V93H28ZM54 94V93H53ZM79 94H80V92H79ZM88 94V93H87ZM86 94V95H87ZM140 94V93H139ZM25 95V94H24ZM47 95V94H46ZM56 95V94H55ZM66 95V94H65ZM67 95H69V94H67ZM67 95H66V97H67ZM135 95H137V94H135ZM207 95H208V97H207ZM258 95V94H257ZM43 96V95H42ZM61 96V95H60ZM29 97H30V99L32 98L31 96H30V94H29ZM65 97V98H66ZM69 97V96H68ZM138 97V96H137ZM212 97V96H211ZM19 98H22V97H19ZM36 98H38V97H36ZM42 98V97H41ZM64 98V99H65ZM139 98V97H138ZM213 98V97H212ZM231 98V97H230ZM262 98V97H261ZM26 99H28V98H26ZM40 99V98H39ZM87 99V98H86ZM140 99V98H139ZM1 100V99H0ZM122 100V99H121ZM213 100H214V98H213ZM213 100H211V101H213ZM215 100H218V99H215ZM40 101V100H39ZM219 101H220V99H219ZM224 100H221V103L220 102H216L215 104L216 105H218L219 103L221 104V105H219V106H216V107H213V105H211L210 107H212V108H210V109H212L211 111H212V113L211 114H213L214 115V112L216 113V111L218 112V114H215L214 116L212 115V119L211 120H216V122L218 121V123H220V125L222 126V125H224V124H227V122H228V120H227V118L229 117H233V118H237V117H239V116H245L244 114L246 113V109L244 108V107H242V106H237V105H235V104H233V103H229L228 101H226V102H223ZM24 102V101H23ZM59 102V101H58ZM114 102V101H113ZM146 102V101H145ZM240 102V101H239ZM42 103V102H41ZM52 103V102H51ZM55 103V102H54ZM140 103V102H139ZM209 103V104H208ZM211 103H213V102H211ZM25 104H26V101H25ZM136 104V103H135ZM251 104V103H250ZM257 104V103H256ZM264 104V103H263ZM29 105V107H28V109H30V108H32V106L33 105H31V107H30V104H28ZM27 105V106H28ZM143 105V104H142ZM248 105V104H247ZM7 106V105H6ZM64 106V105H63ZM215 106V105H214ZM254 106V105H253ZM252 105L250 106V108L252 109V110H254L255 108V106L253 107ZM262 106V105H261ZM25 107H26V105H25ZM36 107V106H35ZM133 107V106H132ZM200 107V108H199ZM27 108V107H26ZM44 108V107H43ZM43 108H42V110H43ZM113 108V107H112ZM196 108V109H195ZM247 108H249V106L247 107ZM254 108V109H253ZM263 108V107H262ZM21 109V108H20ZM33 109V108H32ZM115 109V108H114ZM205 109H202V111L203 110H205ZM34 110V109H33ZM33 110H30L31 112L33 111ZM36 110V109H35ZM46 110V109H45ZM103 110H105V109H103ZM136 110V109H135ZM191 110V111H190ZM193 110V112L195 113V111ZM252 110H251V113L253 114H257V113H255L254 111L252 112ZM255 110H258V107H257V109H255ZM259 110H260V106H259ZM48 111V110H47ZM202 111L200 110V113L202 114ZM210 110H209V112H211ZM214 111V112H213ZM250 111V110H249ZM249 111L247 112V113H249ZM192 112V114H194ZM208 112V109H207V111L205 112L204 111V113H205V115H206V113L208 114L209 113ZM256 112H258V113H260L259 111H256ZM32 113H34V112H32ZM44 113H45V111H44ZM203 113V114H204ZM49 114V113H48ZM135 114V113H134ZM184 114V113H183ZM196 114H197V112H196ZM199 114V113H198ZM200 114V115H201ZM45 115V114H44ZM190 116H194V115H191V114H189ZM24 116V115H23ZM22 116V117H23ZM134 116V115H133ZM132 116V117H133ZM178 116V115H177ZM183 116V115H182ZM184 116H185V114H184ZM183 116V117H184ZM187 116V115H186ZM208 116H210V115H208ZM207 116V117H208ZM248 116V115H247ZM35 117V116H34ZM179 117V116H178ZM195 117V116H194ZM203 117H206V116H204L203 115ZM211 117V116H210ZM41 118H43V117H41ZM45 118V117H44ZM56 118V117H55ZM55 118H54V120H55ZM137 118V117H136ZM185 118V117H184ZM228 118V119H229ZM256 118V117H255ZM30 119H31V117H30ZM35 119V118H34ZM37 119V118H36ZM135 119V118H134ZM187 119V118H186ZM232 119V118H231ZM250 119V118H249ZM50 120V119H49ZM70 120V119H69ZM237 120H239V119H237ZM261 120V119H260ZM7 121V120H6ZM12 121V120H11ZM116 121V120H115ZM129 121H132V119L131 120H129ZM185 121V120H184ZM195 121V120H194ZM207 121V120H206ZM239 121H241V120H239ZM256 121V120H255ZM263 121H264V119H263ZM8 122V121H7ZM57 122V121H56ZM74 122V121H73ZM113 122V121H112ZM133 122H134V120H133ZM132 122V123H133ZM142 122V123H143ZM193 122V121H192ZM197 122V121H196ZM245 122V121H244ZM250 122H251V120H250ZM254 122V121H253ZM13 123V122H12ZM59 123H61V120H60V122ZM88 123V121L86 122V124ZM194 123V122H193ZM217 123V124H218ZM242 123V122H241ZM261 123V122H260ZM260 123H257V124H260ZM6 124H8V123H6ZM53 124V123H52ZM57 124V123H56ZM140 124V126H141V123H139ZM138 124V125H139ZM195 124V123H194ZM246 124V123H245ZM2 125V124H1ZM50 125V124H49ZM84 125V124H83ZM91 125V124H90ZM89 125V126H90ZM133 125H136V123L135 124H132V126ZM138 125H137V127H138ZM219 125V124H218ZM219 125V126H220ZM43 126V125H42ZM81 126V125H80ZM201 126V125H200ZM234 126V125H233ZM258 126V125H257ZM260 126V125H259ZM263 126V125H262ZM4 127V126H3ZM8 127V126H7ZM53 127V126H52ZM83 128L85 127V126H82ZM136 127V126H135ZM136 127V128H137ZM142 127H143V125H142ZM205 127H206V125H205ZM213 127V126H212ZM218 127V126H217ZM230 127H232L231 125H230ZM261 127V126H260ZM259 127V128H260ZM6 128V127H5ZM32 128V127H31ZM44 128V127H43ZM51 128V127H50ZM57 128V127H56ZM80 128V127H79ZM87 128V129H86ZM85 129H86V131H85V129H84V131L86 132V134L87 133H89L90 135H93L94 133L96 134L97 132H92V131H96V129L95 130H92L91 132L93 133V134H91V132H88L87 130H88V128L89 127H86ZM96 128V127H95ZM132 128V127H131ZM201 129H202V127H200ZM220 128V127H219ZM253 128V127H252ZM257 128V129H256ZM3 129V128H2ZM8 129V128H7ZM10 129V128H9ZM90 129H91V127H90ZM89 129V130H90ZM132 129H134V128H132ZM144 129V128H143ZM254 129H256V130H258V127H256L255 126V128ZM44 130V129H43ZM42 130V131H43ZM82 130V129H81ZM98 130V129H97ZM205 130V129H204ZM220 131H221V135H223L221 138L223 139V137L225 136L226 138H227V136H226V134H228V135H230V137L232 138V139H234V140H229V139H227L229 142H233V141H235V139H237L240 135L239 134H241L239 131V127L237 128V127H233V129L231 128V130H227V128L226 129H224V128H220L219 129ZM7 131V130H6ZM41 131V132H42ZM45 131V130H44ZM61 131V130H60ZM173 131V130H172ZM202 131V130H201ZM248 131V130H247ZM250 131H252L251 129H250ZM53 131H51V133H52ZM111 132V131H110ZM142 132H143V130H142ZM147 132V131H146ZM153 132V131H152ZM165 132V131H164ZM57 133V132H56ZM156 133H157V131H156ZM243 133V132H242ZM42 134V133H41ZM44 134V133H43ZM42 134V135H43ZM83 134H84V132H83ZM88 134V135H89ZM94 134V135H95ZM98 134V133H97ZM149 134V133H148ZM208 134H210V133H208ZM212 134V133H211ZM209 135V142L211 141V139H212V135ZM237 134V138H235V135ZM29 135V134H28ZM45 135V134H44ZM155 135V134H154ZM215 135V134H214ZM213 135V136H214ZM221 135H219V136H221ZM248 135V134H247ZM263 135V134H262ZM31 136V135H30ZM34 136H36V135H34ZM47 136V135H46ZM57 136V135H56ZM64 136V135H63ZM152 136V135H151ZM195 136V135H194ZM197 136V135H196ZM195 136V137H196ZM208 136V135H207ZM215 136H218V135H215ZM214 136V137H215ZM218 136V137H219ZM243 135L241 134V137H242ZM25 137V136H24ZM39 137V136H38ZM45 137V136H44ZM86 137V136H85ZM150 137V136H149ZM206 136L204 135V137H203V140H204V138H205ZM229 137V136H228ZM256 137V136H255ZM9 138V137H8ZM46 138V137H45ZM50 138V137H49ZM57 138V137H56ZM93 138V137H92ZM97 138V137H96ZM100 138V137H99ZM176 138L174 139L175 140V142H176ZM197 138L198 137H196V138H190V139H196L197 140ZM220 138V137H219ZM218 138V139H219ZM261 138V137H260ZM3 139V138H2ZM40 139V138H39ZM53 139V138H52ZM91 139V138H90ZM90 139H89V136H88V140L90 141ZM94 139V138H93ZM91 139L92 141H95L96 139ZM153 139V138H152ZM172 139V138H171ZM201 140H202V137L200 138ZM216 139V138H215ZM242 139V138H241ZM1 140V139H0ZM5 140V139H4ZM49 140V139H48ZM98 140V139H97ZM159 140V139H158ZM243 140V139H242ZM23 141V140H22ZM41 141V140H40ZM53 141V140H52ZM101 141V139H99V142ZM157 141V140H156ZM165 141V140H164ZM178 141V140H177ZM213 141V140H212ZM216 141H218V140H216ZM223 141V140H222ZM98 142V141H97ZM110 142V141H109ZM196 142V141H195ZM202 142V141H201ZM200 142V143H201ZM204 142V141H203ZM207 142V141H206ZM224 142H225V140H224ZM18 143V142H17ZM25 143V142H24ZM42 143V142H41ZM94 143V142H93ZM198 143V142H197ZM210 143H212V142H210ZM235 143V142H234ZM43 144V143H42ZM58 144H59V142H58ZM89 144V143H88ZM97 144V143H96ZM176 144H178V142L176 143ZM190 144V143H189ZM218 144V143H217ZM217 144H212L213 145V147H212V149H210L209 151H208V153H207V155L204 157L203 155V157L204 158H200L199 156H200V154H199V156H197L196 155V152L194 151V149H192V148H183V149H181L177 154H176V157H178V158H181L182 159V157L181 156H187V157H183L184 159H182V160H185L186 161V159H187V162H185L186 163V165H188V166H185V167H187V169H189V168H191V172H194V175H192L191 176V178L189 179L190 180V186H192V187H194L195 189H194V192H193V194H194V196H193V198L195 199V200H198V202H200L199 203V205H200V207L199 206H197L196 208H193V209H191L190 211H191V213L192 214H194V215H196V217H199L200 218V220H199V222L200 221H202L203 223H209L210 221H212L213 222V220L216 222V221H218V223L216 222V224H218V225H220V228H217V229H215V231H213L214 232V234H216V238H217V240H216V242H223V243H228L229 241L227 240V239H225L224 238V234L226 233V234H228L229 233V229H231V226L226 222V219L225 218H227L229 215H237V216H239V215H243V214H253V213H256V212H259V214H260V212L262 211V210H264V177L262 178V176H264V174H262V171H260L259 170V166L260 165H262V163L264 162V153H262L260 150V152L261 153H259V152H257L256 150L254 151V152H256V153H253L251 150L249 151V150H246V148H243V147H239V146H234L233 147V149H224L223 148V146H218ZM95 145V144H94ZM100 146V143H98L97 144V146ZM175 145V144H174ZM179 145V144H178ZM181 145V144H180ZM180 145H179V147H180ZM201 145V144H200ZM203 145H204V143H203ZM210 145V144H209ZM229 145V144H228ZM234 145V144H233ZM7 146V145H6ZM38 146V145H37ZM44 146H46V145H44ZM73 146V145H72ZM80 146V145H79ZM162 146V145H161ZM181 146H183V145H181ZM245 146V145H244ZM12 147V146H11ZM109 147V146H108ZM160 147V146H159ZM178 147V146H177ZM192 147H194V144H193V146ZM207 147V146H206ZM210 147V146H209ZM231 147V146H230ZM167 148V147H166ZM202 148V150H204L205 148L204 147H200V149ZM223 149V151H221L220 149ZM100 149V148H99ZM174 149V148H173ZM7 150V149H6ZM22 150V149H21ZM75 150V149H74ZM95 150V149H94ZM202 150H201V152H202ZM103 151V150H102ZM119 151V150H118ZM196 151H197V149H196ZM199 151V150H198ZM205 151V153H206V151L207 150H204ZM6 152V151H5ZM14 152V151H13ZM16 152V151H15ZM93 152V151H92ZM124 152V151H123ZM158 152V151H157ZM171 152V151H170ZM17 153V152H16ZM96 153V152H95ZM18 155H19V153H17ZM174 154V153H173ZM202 154V153H201ZM12 155H14V153L12 154ZM17 155V156H18ZM158 155V154H157ZM193 155V156H192ZM195 155V156H194ZM205 155V154H204ZM2 156H4V155H2ZM16 156V155H15ZM15 156H14V158H15ZM163 156V155H162ZM166 156V155H165ZM169 156V155H168ZM12 157V156H11ZM20 156H18V158H19ZM157 157V156H156ZM189 157V158H188ZM5 158V157H4ZM13 158V159H14ZM17 158V157H16ZM21 158V157H20ZM212 159L213 158V160H210V161H207V159ZM13 159H12V165H13V163H14V161H13ZM22 159H24V158H22ZM22 159H15V163L18 161V160H22ZM29 159V158H28ZM89 159V158H88ZM180 159V160H181ZM17 160V161H16ZM159 160H161V159H159ZM181 160V161H182ZM206 160V161H205ZM23 161V160H22ZM22 161H18L17 163H19V162H21L20 164H22V163H25V162H22ZM67 161V160H66ZM166 161V160H165ZM179 161V160H178ZM3 162V161H2ZM28 162V161H27ZM30 163H32V161L30 162ZM161 163V162H160ZM181 163V162H180ZM227 163V166H224L223 164H226ZM26 164V163H25ZM171 164V163H170ZM182 165H183V162L181 163ZM220 164H222L223 166H220ZM18 165V164H17ZM27 165H28V163H27ZM38 165H39V163H38ZM40 165H41V163H40ZM78 165V164H77ZM180 165V164H179ZM181 165V166H182ZM21 167H23V165H20ZM26 166V165H25ZM25 166H24V168H25ZM32 167L33 168V166H32V164H30V165H28V167ZM44 166V165H43ZM43 166L40 168V169H42L43 170ZM46 166V165H45ZM79 166V165H78ZM219 166V168H217ZM13 167V166H12ZM20 167V168H21ZM27 167V166H26ZM27 167V168H28ZM39 167V166H38ZM176 167V166H175ZM182 167H184V166H182ZM189 167V168H188ZM14 168V167H13ZM20 168H19V170H20ZM23 168V169H24ZM31 168V169H32ZM83 168V167H82ZM93 168V167H92ZM113 168V167H112ZM117 168V167H116ZM10 170L9 171H12V168L10 167L9 168ZM16 169V168H15ZM18 169V168H17ZM23 169H21L22 171H23ZM39 169V168H38ZM184 169H186V168H184ZM257 169L259 170V172L257 171ZM33 170H35L34 168H33ZM33 170H30V171H32L33 172ZM41 170V171H42ZM8 171V170H7ZM9 171H8V173H9ZM14 171V170H13ZM18 171V170H17ZM21 171V172H22ZM25 171H26V174L28 173V170L26 169H24V171H23V173L25 174ZM29 171V172H30ZM188 171V170H187ZM4 172H6V171H4ZM15 172V171H14ZM37 172V171H36ZM36 172H34L32 175V177H34V174L36 175ZM46 172V171H45ZM171 172V171H170ZM178 172V171H177ZM190 172V171H189ZM190 172V173H191ZM13 173V172H12ZM17 173H19V172H17ZM22 173V175H23V177L26 175H24ZM3 174V173H2ZM2 174H0V175H2ZM29 174V173H28ZM26 175L27 176V179H28V181L27 180H25V186H26V183L28 182V183H30L29 185H31V178L29 177V175ZM38 174V173H37ZM99 174V173H98ZM128 174H129V172H128ZM147 174V173H146ZM165 174V173H164ZM170 174V173H169ZM184 174V173H183ZM7 175V174H6ZM10 175V174H9ZM39 175H40V173H39ZM46 175V174H45ZM132 175V174H131ZM166 175V174H165ZM20 176V175H19ZM99 176V175H98ZM175 176V175H174ZM181 176V175H180ZM22 177V176H21ZM22 177V178H23ZM36 177V176H35ZM48 177V176H47ZM170 177V176H169ZM3 178V177H2ZM11 178V177H10ZM14 178H15V176H14ZM25 179H26V177H24ZM81 178V177H80ZM147 178V177H146ZM149 178V177H148ZM47 179V178H46ZM75 179V178H74ZM96 179V178H95ZM132 179V178H131ZM185 179V178H184ZM187 179V178H186ZM5 180V179H4ZM30 180V181H29ZM81 180V179H80ZM169 180V179H168ZM173 180V179H172ZM177 180H178V178H177ZM34 181V180H33ZM5 182V181H4ZM43 182V181H42ZM55 183H56V180L54 181ZM151 182V181H150ZM186 182V181H185ZM188 183V182H187ZM6 184V183H5ZM8 184V183H7ZM23 184V183H22ZM33 185H34V183H32ZM167 184H170V183H167ZM177 184V183H176ZM181 184V183H180ZM186 184V183H185ZM9 185V184H8ZM13 185V184H12ZM29 185L27 186V190H29L30 188H32V187H29ZM40 185V184H39ZM38 185V186H39ZM150 185V184H149ZM156 185V184H155ZM24 186V187H25ZM46 186V185H45ZM190 186H189V188H190ZM20 187V186H19ZM29 187V188H28ZM34 187V186H33ZM55 187V186H54ZM118 187V186H117ZM170 187V186H169ZM57 188L58 187H56V189H54V191H56L57 190ZM153 188V187H152ZM176 188V187H175ZM186 188V187H185ZM32 189H36V188H32ZM31 189V190H32ZM41 188L39 187V189H37V190H35L36 192H37V194H39L40 193V190ZM67 189V188H66ZM70 189V188H69ZM69 189H67V190H69ZM76 189V188H75ZM171 189H172V187H171ZM10 190H11V188H10ZM27 190L25 191V189H24V191L27 193ZM39 190V191H38ZM60 189H58V191H59ZM62 190H65V188H63ZM64 191V193L65 192H68V191ZM79 190V189H78ZM190 190H191V188H190ZM23 191V190H22ZM21 191V192H22ZM30 191V190H29ZM34 190H32V192H33ZM43 191V190H42ZM41 191V192H42ZM53 191V192H54ZM58 191H56V192H54L53 194H55L56 196L58 195V197H57V199L56 200H58L60 203H58V204H55L56 202H58V201H56L54 204L55 205H53V206H59V204H60V206L59 207H62V211H63V209H65V206H64V208H63V206L62 205H65V203L66 202H69V201H67V200H65V198L67 199V197L68 196H66V197H64L63 198V191H62V195L58 192ZM61 191V190H60ZM69 191H71V189L69 190ZM73 191V190H72ZM182 191V190H181ZM20 192V193H21ZM44 193H45V191H44ZM50 193H52V192H50ZM124 193V192H123ZM148 193V192H147ZM150 193V196H152V193L151 192H149ZM189 193V192H188ZM31 194V191L29 192V195ZM53 194H51V196L50 197H52V195ZM68 194V193H67ZM71 193H69V195H70ZM77 194V193H76ZM13 195H15V194H13ZM22 196H21V198L20 199H24V197L26 198L28 195H25V193L24 192H22V194H21ZM36 195V194H35ZM66 195V194H65ZM86 195V194H85ZM148 195V194H147ZM15 196H17V198H18V195L16 194ZM14 196V197H15ZM44 196V195H43ZM99 196V195H98ZM154 196V195H153ZM33 197V196H32ZM40 197H41V195H40ZM45 197H48V196H45ZM71 197V196H70ZM74 197V196H73ZM95 197V196H94ZM29 198V197H28ZM27 198V200H29ZM39 198V197H38ZM54 198H56L55 196H54ZM76 198V197H75ZM151 198H154V197H151ZM176 198V197H175ZM15 200H16V198H14ZM43 199H44V197H43ZM47 199V198H46ZM90 199V198H89ZM229 199V200H228ZM6 200V199H5ZM24 200H26V199H24ZM31 200V199H30ZM33 200H35V199H33ZM36 200H37V198H36ZM40 200H42V199H40ZM39 200V201H40ZM49 200H50V198H49ZM48 200V201H49ZM55 200V199H54ZM53 200V198H52V201H54ZM68 200H70L69 199V197H68ZM72 200H74V201H76L74 198L72 199ZM156 200V199H155ZM191 200V199H190ZM12 201V200H11ZM17 201V203H18V201H19V199L18 200H16ZM20 201H22V200H20ZM48 201H46V203L48 202ZM85 201V200H84ZM24 203L25 202H27V201H23ZM23 202H21V204L23 203ZM70 202H72V201H70ZM69 202V203H70ZM86 202V201H85ZM45 203V204H46ZM61 203H64V204H61ZM68 203V204H69ZM73 203V202H72ZM75 203V202H74ZM77 203H78V201H77ZM81 203V205H83L84 206V204H82V202H80ZM79 203V204H80ZM87 203H89V202H87ZM94 203V202H93ZM186 203V202H185ZM16 204V203H15ZM19 204V203H18ZM21 204H19V206H21ZM26 204V203H25ZM25 204H23L21 207H23ZM68 204H66L67 206H69ZM74 206V205H76V203L75 204H70V206ZM94 205H95V203H94ZM97 205V204H96ZM185 205V204H184ZM184 205H182L183 207H186V206H184ZM186 205H187V203H186ZM26 206V205H25ZM52 206V205H51ZM69 206V208H71ZM72 206V207H73ZM77 206V205H76ZM75 206V207H76ZM105 206V205H104ZM159 206V205H158ZM188 206V205H187ZM189 206H190V204H189ZM16 207V206H15ZM20 207V208H21ZM85 207V206H84ZM83 207V208H84ZM93 207V206H92ZM96 207V206H95ZM95 207H93V208H95ZM51 208V207H50ZM68 208V207H67ZM67 208H66V210H67ZM68 208V209H69ZM78 208V207H77ZM76 208V209H77ZM79 208H81V206H79ZM97 208V207H96ZM189 208V207H188ZM192 208V207H191ZM23 209H24V207H23ZM27 209V208H26ZM53 209H54V207H53ZM57 208H55V210H56ZM105 209V208H104ZM106 209H107V207H106ZM186 209V208H185ZM25 210V209H24ZM39 210V209H38ZM60 210V212H61V208L59 209ZM58 210V211H59ZM72 210H74V209H71V211ZM83 210V209H82ZM85 210V209H84ZM95 210V209H94ZM97 210V209H96ZM100 210V209H99ZM109 210V209H108ZM177 210V209H176ZM182 210V209H181ZM21 211V210H20ZM53 211V210H52ZM70 211V212H71ZM78 211V210H77ZM81 211V210H80ZM90 211V210H89ZM88 211V213H90ZM106 211V210H105ZM187 211H189V210H187ZM28 212V211H27ZM34 212V211H33ZM65 212V211H64ZM67 212V211H66ZM74 212H75V214H76V211L74 210ZM93 212V211H92ZM178 212V211H177ZM177 212H176V214H177ZM58 213V212H57ZM62 213L63 212H61V214L59 213V217L60 218H62L60 215H62ZM72 213V212H71ZM77 213H79V211L77 212ZM86 213V212H85ZM97 213V212H96ZM164 213V212H163ZM29 214H30V212H29ZM79 214H81V213H79ZM180 212H179V216H180ZM264 214V213H263ZM41 215V214H40ZM74 215V214H73ZM85 215V214H84ZM97 215V214H96ZM160 215V214H159ZM190 215V214H189ZM256 215V214H255ZM80 216H82V214L80 215ZM80 216H78V215H76L75 217H80ZM179 216H177V217H179ZM231 216H229V217H231ZM258 216V215H257ZM263 216V215H262ZM86 217H88V216H86ZM96 217V216H95ZM99 217V216H98ZM102 217H104V216H101V219H102ZM185 217H187V215L185 216ZM184 217V218H185ZM228 217V218H229ZM233 217V216H232ZM252 217V216H251ZM259 217H261V216H259ZM68 218V217H67ZM70 218V217H69ZM81 218V217H80ZM79 218V219H80ZM83 218V217H82ZM81 218V219H82ZM119 218V217H118ZM191 218V217H190ZM78 218H77V220H76V223L78 222V220H79ZM81 219H80V221L79 222H84V220L83 221H81ZM194 219V218H193ZM25 220V219H24ZM68 220V219H67ZM75 220V219H74ZM187 220V219H186ZM185 220V221H186ZM195 220H197V219H194V223H195ZM221 220H223V221H221ZM228 220V219H227ZM261 220H262V218H261ZM260 220V221H261ZM86 221V220H85ZM91 221V220H90ZM97 221V220H96ZM104 221V220H103ZM102 221V222H103ZM225 221V222H224ZM232 221V220H231ZM257 221H258V219H257ZM262 221H264V219L262 220ZM261 221V224H264V222H262ZM40 222V221H39ZM65 222V221H64ZM67 222V221H66ZM72 222H73V220H72ZM78 222V224L79 225H81V224H83V223H79ZM98 222H100V221H98ZM174 222V221H173ZM190 222V221H189ZM34 223V222H33ZM70 223V222H69ZM74 223V222H73ZM87 223V222H86ZM114 223H115V221H114ZM187 223V222H186ZM193 223V222H192ZM233 223V222H232ZM232 223H230V224H232ZM68 224V223H67ZM85 224V223H84ZM89 224V223H88ZM90 224H92V222L90 223ZM122 224V223H121ZM188 224V223H187ZM238 224V223H237ZM236 224V225H237ZM66 225V224H65ZM75 225V224H74ZM95 225V224H94ZM103 225V224H102ZM196 225V224H195ZM200 225V224H199ZM233 225V224H232ZM239 226V229H241V231H239V232H247V230H248V227L246 226V225H244L243 227L241 226L242 224H238ZM252 225V224H251ZM10 226V225H9ZM77 226V225H76ZM81 226H83V225H81ZM215 226V225H214ZM241 226V227H240ZM93 227V226H92ZM97 227V226H96ZM101 227V226H100ZM104 227H105V225H104ZM124 227V226H123ZM202 227V226H201ZM213 227V226H212ZM57 228V227H56ZM79 228V227H78ZM109 228V227H108ZM200 228V227H199ZM202 228H204V226L202 227ZM214 228V227H213ZM212 228V229H213ZM249 228H251V227H249ZM209 229H211V227L209 228ZM233 229V228H232ZM238 229V230H239ZM251 229H253V228H251ZM255 229V228H254ZM253 229V230H254ZM257 229V228H256ZM262 229V228H261ZM264 229V228H263ZM80 230H81V228H80ZM94 230H96V229H94ZM112 230V229H111ZM258 230V229H257ZM256 230V231H257ZM78 231V230H77ZM98 231V230H97ZM234 231V230H233ZM260 231V229L258 230V232ZM263 231V230H262ZM59 232V231H58ZM118 232V231H117ZM212 232V233H213ZM81 233V232H80ZM90 233V232H89ZM114 233H116V232H114ZM200 233V232H199ZM198 233V234H199ZM234 233V232H233ZM60 234V233H59ZM198 234H196L197 235V237H198ZM217 234H218V236H217ZM236 234V233H235ZM108 235V234H107ZM231 235V234H230ZM234 235V234H233ZM238 235V234H237ZM237 235H236V237H237ZM20 236V235H19ZM61 236H63V235H61ZM85 236V235H84ZM92 236V235H91ZM101 236V235H100ZM113 236H115V235H113ZM117 236V235H116ZM207 236V235H206ZM227 236V235H226ZM65 237H67V236H65ZM97 237H99V236H97ZM109 237H112V236H109ZM215 237V236H214ZM230 237V236H229ZM232 237H235V235L234 236H232ZM235 237V238H236ZM115 238V237H114ZM194 238V237H193ZM237 238H239V236L237 237ZM241 238V239H240ZM239 239L240 240H242L240 243H242V245L241 246H237L238 248H236L235 246H233V253H237L238 255H244V253L246 254V256L245 257H242V258H238L237 256H235V254H233V257L237 260V264H264V253H261V247L263 248V250H264V231H263V233L260 231V234L259 233H257L256 234V232L254 231V232H251V233H249V234H245V235H243L242 237H240ZM8 239V238H7ZM101 239H103V238H101ZM111 239H113V237L111 238ZM229 239V238H228ZM238 239V240H239ZM68 240V239H67ZM84 240V239H83ZM96 240V239H95ZM99 240H100V238H99ZM105 240V239H104ZM120 240V239H119ZM3 241V240H2ZM114 241V240H113ZM115 241H116V238H115ZM123 241V240H122ZM193 241V240H192ZM208 241V240H207ZM74 242V241H73ZM109 242V241H108ZM93 243V242H92ZM89 244V243H88ZM137 244V243H136ZM231 244V243H230ZM5 245V244H4ZM58 245V244H57ZM56 245V246H57ZM223 244L221 243V249H222V247H224V246H222ZM228 246H229V244H227ZM232 245V244H231ZM235 245V244H234ZM67 246V245H66ZM107 246V245H106ZM118 246V245H117ZM167 246V245H166ZM227 246V247H228ZM15 247V246H14ZM80 247V246H79ZM75 248V247H74ZM129 248V247H128ZM226 248V247H225ZM51 249V248H50ZM104 249V248H103ZM107 249H109V248H107ZM228 249H229V247H228ZM69 250V249H68ZM84 250V249H83ZM112 250H114V249H112ZM111 250V251H112ZM119 250V249H118ZM127 250V249H126ZM167 250V249H166ZM178 250V249H177ZM232 250V249H231ZM230 250V251H231ZM97 251V250H96ZM99 252V251H98ZM263 252V251H262ZM206 253V252H205ZM111 254V253H110ZM113 254H115V253H113ZM130 254V253H129ZM232 254V253H231ZM93 255V254H92ZM106 255V254H105ZM132 255V254H131ZM206 255V254H205ZM127 256H128V254H127ZM130 256V255H129ZM166 256V255H165ZM81 257V256H80ZM92 257V256H91ZM94 257V256H93ZM114 257V256H113ZM121 257V256H120ZM237 257V258H236ZM42 258V257H41ZM112 258V257H111ZM128 258V257H127ZM193 258V257H192ZM232 258V257H231ZM167 259V258H166ZM223 259V258H222ZM226 260V259H225ZM231 260V259H230ZM234 260V259H233ZM58 261V260H57ZM112 261V260H111ZM134 262V261H133ZM196 262V261H195ZM229 262V261H228ZM25 263V262H24ZM54 263V262H53ZM155 263V262H154ZM160 263V262H159ZM232 263V262H231ZM235 263V262H234ZM47 264V263H46ZM60 264V263H59ZM85 264V263H84ZM120 264V263H119ZM125 264V263H124ZM236 264V263H235Z\"/></svg>",
    "mask_w": 264,
    "mask_h": 264
}]
</instances>
